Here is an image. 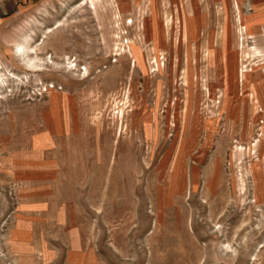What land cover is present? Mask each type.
Returning <instances> with one entry per match:
<instances>
[{
  "label": "rangeland",
  "instance_id": "rangeland-1",
  "mask_svg": "<svg viewBox=\"0 0 264 264\" xmlns=\"http://www.w3.org/2000/svg\"><path fill=\"white\" fill-rule=\"evenodd\" d=\"M19 11L0 17V264H264V0Z\"/></svg>",
  "mask_w": 264,
  "mask_h": 264
},
{
  "label": "crops",
  "instance_id": "crops-1",
  "mask_svg": "<svg viewBox=\"0 0 264 264\" xmlns=\"http://www.w3.org/2000/svg\"><path fill=\"white\" fill-rule=\"evenodd\" d=\"M26 1L27 0H0V17L11 15L17 10L19 11L22 3H26Z\"/></svg>",
  "mask_w": 264,
  "mask_h": 264
},
{
  "label": "bare ground",
  "instance_id": "bare-ground-1",
  "mask_svg": "<svg viewBox=\"0 0 264 264\" xmlns=\"http://www.w3.org/2000/svg\"><path fill=\"white\" fill-rule=\"evenodd\" d=\"M21 51H22V48H21Z\"/></svg>",
  "mask_w": 264,
  "mask_h": 264
}]
</instances>
